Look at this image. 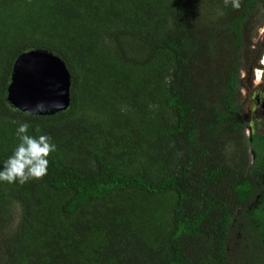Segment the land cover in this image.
Here are the masks:
<instances>
[{
	"label": "trees",
	"instance_id": "trees-1",
	"mask_svg": "<svg viewBox=\"0 0 264 264\" xmlns=\"http://www.w3.org/2000/svg\"><path fill=\"white\" fill-rule=\"evenodd\" d=\"M263 5L0 0V168L22 122L57 145L42 179L0 182V264H264L238 92ZM36 48L68 70L64 110L5 100L14 59Z\"/></svg>",
	"mask_w": 264,
	"mask_h": 264
},
{
	"label": "water",
	"instance_id": "water-1",
	"mask_svg": "<svg viewBox=\"0 0 264 264\" xmlns=\"http://www.w3.org/2000/svg\"><path fill=\"white\" fill-rule=\"evenodd\" d=\"M70 75L64 62L44 49L22 52L14 59L5 100L20 112L52 114L69 106ZM37 105L45 110H37Z\"/></svg>",
	"mask_w": 264,
	"mask_h": 264
},
{
	"label": "clouds",
	"instance_id": "clouds-1",
	"mask_svg": "<svg viewBox=\"0 0 264 264\" xmlns=\"http://www.w3.org/2000/svg\"><path fill=\"white\" fill-rule=\"evenodd\" d=\"M229 3L235 9L240 7V0H224L225 6ZM36 108L39 111L45 110L43 105H37ZM29 128L28 122L19 124L16 130L19 143L0 168V182L24 185L31 180L42 179L47 174L48 157L57 150V145L48 134L29 135ZM35 131L40 133L39 126Z\"/></svg>",
	"mask_w": 264,
	"mask_h": 264
},
{
	"label": "flooded vegetation",
	"instance_id": "flooded-vegetation-1",
	"mask_svg": "<svg viewBox=\"0 0 264 264\" xmlns=\"http://www.w3.org/2000/svg\"><path fill=\"white\" fill-rule=\"evenodd\" d=\"M264 9V5L262 6ZM264 28L260 35L261 50L257 59V65L252 67V73L248 76L249 90L246 111L242 115L244 120V134L249 142L250 165L256 163L252 171V179L255 192L249 201L247 208L251 212L258 210L264 212V64L260 63V57L264 52ZM259 69V82H254V71Z\"/></svg>",
	"mask_w": 264,
	"mask_h": 264
},
{
	"label": "rangeland",
	"instance_id": "rangeland-1",
	"mask_svg": "<svg viewBox=\"0 0 264 264\" xmlns=\"http://www.w3.org/2000/svg\"><path fill=\"white\" fill-rule=\"evenodd\" d=\"M255 18L259 23L252 31V34L249 37V39L244 41V44L241 48V56H240L241 67L239 68L238 71V92H239V104L241 106L242 115L246 111V105L248 101L247 90H249V83H250L248 76H250L252 73L253 70L252 67L258 64L257 59L262 46L260 41V35L264 28L263 8L260 9V12L256 15ZM237 232H238L237 226L232 225L227 241L228 252L231 255H236L237 253H240L243 250V243L241 242L240 236L238 235Z\"/></svg>",
	"mask_w": 264,
	"mask_h": 264
},
{
	"label": "bare ground",
	"instance_id": "bare-ground-1",
	"mask_svg": "<svg viewBox=\"0 0 264 264\" xmlns=\"http://www.w3.org/2000/svg\"><path fill=\"white\" fill-rule=\"evenodd\" d=\"M261 64H264V52H263V54H262V56H261ZM259 72H260V70L259 69H256L255 71H254V79H255V82L256 83H258L259 82Z\"/></svg>",
	"mask_w": 264,
	"mask_h": 264
},
{
	"label": "built area",
	"instance_id": "built-area-1",
	"mask_svg": "<svg viewBox=\"0 0 264 264\" xmlns=\"http://www.w3.org/2000/svg\"><path fill=\"white\" fill-rule=\"evenodd\" d=\"M248 153H249V152H248ZM250 156H251V155H250V153H249V159L251 158Z\"/></svg>",
	"mask_w": 264,
	"mask_h": 264
}]
</instances>
